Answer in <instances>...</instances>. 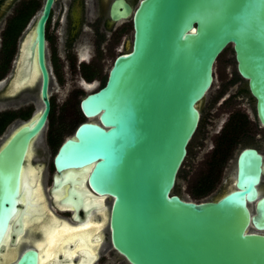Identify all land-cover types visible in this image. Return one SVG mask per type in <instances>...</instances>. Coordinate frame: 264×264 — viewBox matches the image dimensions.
<instances>
[{
  "label": "water",
  "instance_id": "water-1",
  "mask_svg": "<svg viewBox=\"0 0 264 264\" xmlns=\"http://www.w3.org/2000/svg\"><path fill=\"white\" fill-rule=\"evenodd\" d=\"M52 3L44 0L27 55L42 105L0 146V246L7 231L17 246L5 264H38L37 249L18 244L16 234L31 204L24 198L20 207L23 158L50 106L44 30ZM109 13L131 17L132 38L104 84L80 97L84 118L53 154V186L63 188L58 202L96 214L93 204L110 199L102 224L129 264H264L263 163L254 147L239 152L236 173L218 196L195 200L173 191L214 63L228 45L264 127V0H113ZM20 64L7 94L23 85Z\"/></svg>",
  "mask_w": 264,
  "mask_h": 264
},
{
  "label": "flooded vegetation",
  "instance_id": "flooded-vegetation-1",
  "mask_svg": "<svg viewBox=\"0 0 264 264\" xmlns=\"http://www.w3.org/2000/svg\"><path fill=\"white\" fill-rule=\"evenodd\" d=\"M112 1L53 0L45 21V57L49 69L48 97L50 106L44 127L30 141L20 170L22 177L30 170L37 174L38 180L36 182L37 185H40L45 199V207H43L45 212L42 215V219L36 220L34 223L27 224L23 220L24 229L20 239L18 240L17 238L18 244L33 245L37 249L38 264H43L41 261V250L48 248L52 237L51 234L55 229L66 227L70 224H82L87 218L88 212L84 210L83 206L76 211L72 204L68 203L64 206L58 202L57 199L60 196L57 198L54 191L60 187L53 186V179L59 172L55 168L53 157L51 160L46 157V148L49 149L63 133L60 123L56 120L58 118L56 115V119L52 122L50 121L55 107L58 106L60 108V104L63 103L68 105L72 97L77 95V90L87 89L85 83L96 84V81L99 80L100 83L96 84L94 88L103 85L105 80L103 83H101V80L103 77L106 79V74L102 75L104 61L115 50H117L116 56L127 49L125 34L130 26L132 29V22L131 19L127 21L126 18L112 19L110 17L109 10ZM127 1L133 2V0ZM43 3L44 0H0V141L2 140L0 146L25 120L31 119L42 105L39 79L37 82V77L23 83L14 93L7 94V92L13 82L16 67L21 62V55L25 52V47L28 51L31 38L35 34L34 26ZM120 44L122 48L118 49ZM28 63L33 64V61H28ZM64 69L70 72L68 80H66ZM238 77L243 80V83H241L243 90L249 93L247 80L242 78L239 73ZM60 96H65V99L59 104L57 103V98ZM251 98L253 97L251 96ZM75 109L78 112H82L80 106L75 107ZM240 114L241 121L235 116L236 122L232 125L233 128L228 145H225V142L219 143L220 136L224 133V126L226 125L222 126L217 134L219 138L211 146H209V139L213 136V133L207 131L205 136H203V133L199 134L203 124L198 126L191 141V145L196 143L197 154L203 153V158H201L203 165L199 166L198 171L199 173L207 172L211 167V163L214 162V174L219 178L225 172L228 178L233 171V163L230 159L235 149L240 146L234 163V172L236 173L239 152L245 147H254L262 155V177L257 188L264 193V127L258 121L247 120L248 116L244 112H240ZM255 134L260 136L259 140L254 141L252 139ZM221 152L227 153V155L225 157H213L214 154ZM229 163L230 169L225 171ZM49 175H51V181L50 185H47L45 179ZM188 176L189 174L186 171L185 180H187ZM23 182H25L24 179ZM46 189L50 195L49 200L45 196ZM61 190L63 188L59 192ZM107 200L108 198H105V203ZM24 202H21L20 207L24 206ZM249 207L254 211V202H251ZM92 210L95 211L96 208ZM76 212L81 219L74 217ZM62 213L65 217H61ZM92 214L93 220L98 221V223L104 219L102 218L104 215L97 210L96 214ZM55 217L58 220L60 219L61 222H56L54 220ZM62 220L65 221L62 222ZM100 226L101 228L99 227L98 229L100 234L95 233L96 235H92L91 238L92 243H98L100 240L98 246L96 245L95 253H89V251H83L86 249H81L79 250L80 252L71 258V256L65 255L63 251L57 255V246L53 252L51 251L52 253L48 252L49 255H52H50L51 261H47L46 264H129L126 258L111 246L108 225L101 224ZM6 233H8L9 242H7L9 244L6 247L3 242L0 246V264H5L9 260L7 258L3 259L2 255H14L15 252L12 244L15 235L11 236L9 234L10 231ZM43 238V241H39ZM70 245L69 251H73L74 244L71 242ZM15 247L17 246L15 245Z\"/></svg>",
  "mask_w": 264,
  "mask_h": 264
},
{
  "label": "rangeland",
  "instance_id": "rangeland-1",
  "mask_svg": "<svg viewBox=\"0 0 264 264\" xmlns=\"http://www.w3.org/2000/svg\"><path fill=\"white\" fill-rule=\"evenodd\" d=\"M137 1L138 0H133V6L136 5ZM130 19H131L130 16L126 18L127 21H129ZM125 36L127 38V42H130L132 37L131 26L127 29ZM121 48L122 45L120 44L118 46V49ZM116 52L117 50L112 52L110 56L104 61L102 75L107 74L108 68L112 63ZM64 71H65V76L67 78L66 80H68L70 72L68 70L66 71V69H64ZM213 74L214 77H213L212 86L208 91V93L206 94L205 98L200 103L201 122L203 124L202 125L203 127L200 129L199 134L203 133V136H205V132L207 131L213 133L212 134L213 136H211L209 139V146H211L212 143H215V141L219 138L217 134L219 133L222 126L226 125L229 117L233 112L236 111L244 112V114L248 116L247 120L252 122L257 121L254 110V99L251 98L248 92L246 93L243 90L241 84L243 83V80L238 77V73L236 70V61L234 59L233 50L230 45H228L217 57L214 63ZM99 83H100L99 80H97L96 84L98 85ZM77 92H78L77 95H74L72 97L68 105L66 103L60 104L64 101L65 96H60L57 98V103L60 104V108H58V106L55 107L53 116L51 117L50 121L51 122L54 121L56 119L55 117L56 115L58 117L56 120H58V122L60 123V127L63 129V133L55 141V143L51 145L49 149L46 148L47 149L46 157H48L49 160H51V158L53 157V154L56 151L60 142H62L65 137L71 135L73 133L74 127L78 124V122H80L84 118L83 113L76 111L75 107L79 106L78 104L79 99L81 96L84 95L85 90L80 89L77 90ZM258 138H260V136H258V134H255L252 139L256 141ZM239 148L240 146H238L235 149L230 159L231 162L233 163V171L230 174V177L227 178L224 172L222 177L216 178L214 185L209 189V191L205 195L201 197H194L192 195V191H193L192 183L194 182L195 178L197 177V174L199 173L198 171L199 166L203 165V160H201V158H203L202 157L203 153L197 154L196 143H193L191 145L190 155L187 158L185 164V169L188 172L189 176L187 177V180L182 182L181 185L182 196L190 199L202 200V199H209L216 197L219 194H221L224 190H226L230 184V180L235 175L234 163ZM229 169H230V163L228 164V167L225 169V171H228ZM50 176L51 175L47 176L45 179V183L47 185H50V181H51ZM45 196L47 197L48 200L50 199V195L47 189L45 190ZM105 204L106 207L108 208V205L110 204V199H108ZM63 216L64 214L62 213L61 217ZM54 220L56 222H61V220L56 219V217L54 218ZM64 221L65 220H62V222ZM43 240L44 238L39 241H43ZM3 257L5 259L6 254L2 255V258Z\"/></svg>",
  "mask_w": 264,
  "mask_h": 264
},
{
  "label": "bare ground",
  "instance_id": "bare-ground-1",
  "mask_svg": "<svg viewBox=\"0 0 264 264\" xmlns=\"http://www.w3.org/2000/svg\"><path fill=\"white\" fill-rule=\"evenodd\" d=\"M25 49H26L25 52L23 53V55H21L22 56L21 57L22 58L21 59V64H20L21 66L18 69V71H22L23 70V72L25 73V77L23 78V81L21 83H25L26 81H29L30 79H33V78L35 79L37 77V75H38L35 61H33V64H29L28 63V60L26 58V56L28 55L27 54L28 51H27L26 47H25ZM30 62H32V61H30ZM85 86H86L87 89H89V88L94 87L95 84H86L85 83ZM87 169H88V167L85 170L78 171V174H83V172L85 173L87 171ZM23 179L25 180V182H24V186H23L24 188H23V191H22L21 201L23 202L24 198H27L29 201H31V204L26 206V210L28 212L27 213L25 212L26 215H23V218H24L23 220H25V222L27 224L28 223L31 224V223H34L36 220H41L42 219V217H43L42 215H44L43 213L45 212V210L43 208V207H45L44 206V204H45L44 200L45 199H44L43 193L41 191L42 189L40 188V185H37L36 180H38V179H37V174L35 172H32V170L27 171L25 173ZM60 189H62V187H60L59 189L54 191L55 192V196L57 198L63 193V190H61V192H59ZM83 198H86V196L84 195ZM85 201H86L87 204H90L91 202H93L92 200L87 199V198H86ZM100 201L102 202V207H97L96 206L97 202H95L93 205H95L94 207H96V210L99 211L105 217L106 209H107L106 204H105V198L102 197ZM96 210H95V213H96ZM92 215L93 214L90 211V213L87 214V218L85 219L84 223H82V224H74V225L70 224L69 226L60 227V228L55 229V231L51 234L52 237H51V241H50V244H49L48 248L41 250V253H42L41 261L43 262V264H46L47 261H51V256L50 255H52V254L49 255V253L51 251L53 252V250L57 246H58V252L56 251L57 255L61 251H63L65 255H69V256H71V258L73 256H75L78 252H80L79 250H81V249H86V250H83V251H89V253H95L96 245L98 246V243H99L100 240L98 241V243L97 242L92 243L91 242V238H92V235H94L95 233L100 234V231H98V229H99V227L101 228L100 225L102 224V221L98 223V221L93 220ZM60 229H63V232H64L65 235L64 236H60L59 238H57L56 233ZM74 229H84V231L83 232L74 233L73 232ZM22 232H23V230H22ZM21 233H17L16 240H17V238H18V240L20 239ZM7 234L8 233H5V235H4L3 239H2V243L4 242L6 244V247H8L7 245L9 244L8 243L9 239L7 237ZM69 234H71V235L69 236ZM8 236L10 237V235H8ZM96 237H98V236H96ZM71 242L74 244L73 251H69V249H70L69 245L71 244ZM4 247H5V245H4ZM14 249H15L14 255H10V254L7 253L8 254V255H6L7 259L10 260L17 254V247L14 246ZM7 251H8V249H7ZM97 251H98V248H97ZM4 257H3V259H4ZM53 258H54V256H53ZM7 262H5V263H7Z\"/></svg>",
  "mask_w": 264,
  "mask_h": 264
},
{
  "label": "trees",
  "instance_id": "trees-1",
  "mask_svg": "<svg viewBox=\"0 0 264 264\" xmlns=\"http://www.w3.org/2000/svg\"><path fill=\"white\" fill-rule=\"evenodd\" d=\"M105 80V77L102 78L101 83H103ZM235 116H237L241 121V114L240 112H233L231 114V116L229 117L226 126H224V133L220 136L219 139V143H223L225 142V145H228L230 142V133L231 130L233 128V124L234 122H236L235 120ZM246 120V119H244ZM202 125L201 122V118H200V122H199V126ZM193 138V137H192ZM192 141V139H191ZM191 141L188 144V151H187V155L185 157V160L183 162L182 167L179 169L178 171V175H177V181L175 183V186L173 188V191L176 193L181 194V185L182 182L185 180L186 177V169H185V164L187 161V158L190 155L191 152ZM227 155V153H219V154H214L213 157H225ZM214 162L211 163V167L207 172H200L197 174V177L195 178L194 182L192 183V187H193V191H192V195L194 197H201L203 195H205L209 189L214 185V182L217 178V176L214 174Z\"/></svg>",
  "mask_w": 264,
  "mask_h": 264
},
{
  "label": "snow or ice",
  "instance_id": "snow-or-ice-1",
  "mask_svg": "<svg viewBox=\"0 0 264 264\" xmlns=\"http://www.w3.org/2000/svg\"><path fill=\"white\" fill-rule=\"evenodd\" d=\"M96 206H97V207H102V202L98 200ZM83 231H84V229H74V230H73L74 233H77V232H83ZM56 235H57V238H59L60 236H64L65 234H64V232H63V229L58 230L57 233H56ZM70 235H71V234H69V236H70Z\"/></svg>",
  "mask_w": 264,
  "mask_h": 264
}]
</instances>
